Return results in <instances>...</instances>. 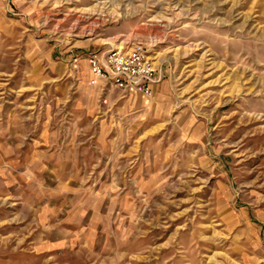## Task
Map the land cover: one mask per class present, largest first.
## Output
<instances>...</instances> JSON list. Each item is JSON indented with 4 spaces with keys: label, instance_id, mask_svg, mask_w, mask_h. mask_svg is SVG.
<instances>
[{
    "label": "rangeland",
    "instance_id": "1",
    "mask_svg": "<svg viewBox=\"0 0 264 264\" xmlns=\"http://www.w3.org/2000/svg\"><path fill=\"white\" fill-rule=\"evenodd\" d=\"M0 264H264V0H0Z\"/></svg>",
    "mask_w": 264,
    "mask_h": 264
},
{
    "label": "built area",
    "instance_id": "2",
    "mask_svg": "<svg viewBox=\"0 0 264 264\" xmlns=\"http://www.w3.org/2000/svg\"><path fill=\"white\" fill-rule=\"evenodd\" d=\"M149 48L142 41L129 50L114 49L107 52L88 53L95 83L98 79L120 89H133L151 96L156 66Z\"/></svg>",
    "mask_w": 264,
    "mask_h": 264
},
{
    "label": "crops",
    "instance_id": "3",
    "mask_svg": "<svg viewBox=\"0 0 264 264\" xmlns=\"http://www.w3.org/2000/svg\"><path fill=\"white\" fill-rule=\"evenodd\" d=\"M88 53L87 52H82V54L81 53L80 54H76V56H74V57H75V61H76V64H77L78 68L81 71L83 70L84 73L86 72L85 74H86V76L88 78V83L91 86L99 87L101 89H105V88H109V89L110 88H115V89H119V90H121L123 92H128V93H130L129 95L131 96V98L127 99V102H129V103L134 102V99L133 98H136L137 97V96H135V95H138L137 93H143V92H138V91L133 90V89H131V90L130 89L123 90V89H120V88H118V87H116L114 85L108 84L105 80H100V79H98L95 83H92L91 80L94 78V75L92 73L91 66H90V63H89V60H88ZM131 100H133V101H131ZM146 102H149V101H146Z\"/></svg>",
    "mask_w": 264,
    "mask_h": 264
}]
</instances>
